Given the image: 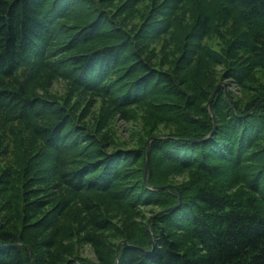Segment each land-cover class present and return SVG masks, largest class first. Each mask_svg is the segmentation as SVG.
I'll return each mask as SVG.
<instances>
[{
	"label": "trees",
	"instance_id": "trees-1",
	"mask_svg": "<svg viewBox=\"0 0 264 264\" xmlns=\"http://www.w3.org/2000/svg\"><path fill=\"white\" fill-rule=\"evenodd\" d=\"M101 1L0 0L1 126L31 140L0 171V264H264V0H191L182 44L187 0L149 1L133 30L145 0ZM61 73L65 96L35 92ZM116 112L136 145L114 139Z\"/></svg>",
	"mask_w": 264,
	"mask_h": 264
},
{
	"label": "rangeland",
	"instance_id": "rangeland-1",
	"mask_svg": "<svg viewBox=\"0 0 264 264\" xmlns=\"http://www.w3.org/2000/svg\"><path fill=\"white\" fill-rule=\"evenodd\" d=\"M93 1L96 6H103L101 0ZM121 1L122 0H113L112 4L106 5L105 10H114L117 4H119ZM149 1L151 2L150 6H152V4L154 5L161 2V0H145V4H139L138 11L136 12V16L134 18L121 20L124 27L129 30H133L135 26L141 23L148 11ZM168 4L169 2H166L164 5L157 8V10L166 12L164 6ZM85 7L86 3L84 2L77 6L75 4L72 8H70L69 15L71 17L73 15H77L80 11L82 12ZM193 8L194 6L192 5L191 0H187L184 1L183 4L177 6L176 10L171 15V26L168 29V37L172 40V42L179 40L181 44L183 43V35L186 32L187 27H190V25H192L195 16ZM211 45L214 47H219L218 39L216 37L211 38ZM219 68L222 69V67ZM64 73L66 74V72ZM65 74L61 73L51 77L49 84L48 79L44 75H42L37 80L32 82V87L34 88L35 92L43 95H51L56 98H58L59 96L63 97L68 93L69 89L68 81L66 80V76H64ZM16 76L21 77L22 79L25 78L24 74H22L21 72H19ZM220 82H224L226 84L227 80H221ZM229 88L233 89L237 93L241 92V90L234 83H230ZM241 93L244 94L243 91ZM94 98L95 100L90 106V111L86 116V119L89 120V122H91L100 114L102 108V97L96 95ZM138 125V122H135L131 119H125L119 112H116L115 117L111 121V133L118 143L124 146H134L137 144L136 140H138L140 134L139 131V134L136 132V129L139 128ZM133 137L134 139H132ZM30 142L31 140L27 138L26 132L20 128V124L17 121H13L10 124H7L6 127H4L1 126L0 120V171L6 162H13L12 165L15 166L20 164V159L22 161V159L27 158L29 156V153H22L28 148ZM19 154H22L21 158L16 159ZM182 175L183 174L177 175L175 179L180 181L183 178ZM141 208L143 209L144 213L148 215L152 210L157 209V206L153 204L143 206ZM77 249L78 255L89 260L95 259L93 248L90 244H82Z\"/></svg>",
	"mask_w": 264,
	"mask_h": 264
},
{
	"label": "water",
	"instance_id": "water-1",
	"mask_svg": "<svg viewBox=\"0 0 264 264\" xmlns=\"http://www.w3.org/2000/svg\"><path fill=\"white\" fill-rule=\"evenodd\" d=\"M220 83H223L225 86H226V84L224 83V82H219V83H217V85L218 84H220ZM217 85H216V87H217ZM216 87H215V89L213 90V92H212V94H211V100L213 99V97H214V94H215V91H216ZM227 88V87H226ZM227 96L230 98V96H229V93L227 92ZM209 107H211V102L209 103ZM212 132V131H211ZM211 132L209 133V135L211 134ZM155 137H160V136H155ZM148 162H149V160H148V151H147V158H146V164H145V170H144V178H146V169H147V166H148ZM155 187H158V186H155ZM123 240H121V242H122ZM117 251H118V246H117V249H116V253H117Z\"/></svg>",
	"mask_w": 264,
	"mask_h": 264
}]
</instances>
